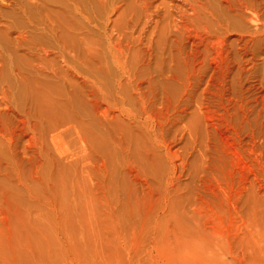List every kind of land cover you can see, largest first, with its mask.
Listing matches in <instances>:
<instances>
[{
  "label": "rangeland",
  "instance_id": "rangeland-1",
  "mask_svg": "<svg viewBox=\"0 0 264 264\" xmlns=\"http://www.w3.org/2000/svg\"><path fill=\"white\" fill-rule=\"evenodd\" d=\"M24 1L0 0V264H264V35L247 12L114 0L124 12L72 19Z\"/></svg>",
  "mask_w": 264,
  "mask_h": 264
},
{
  "label": "bare ground",
  "instance_id": "bare-ground-1",
  "mask_svg": "<svg viewBox=\"0 0 264 264\" xmlns=\"http://www.w3.org/2000/svg\"><path fill=\"white\" fill-rule=\"evenodd\" d=\"M5 1V0H4ZM7 1V0H6ZM26 1V0H25ZM25 1H24V3L23 4H25ZM29 1V3L31 4V2H30V0H28ZM32 1V4H33V6H35L36 7V9L37 8H40V9H42V8H46V7H48L49 6V4H51V3H55V4H53V5H55L57 8V12H58V14H59V11L60 10H65L66 12H68L70 15H71V18H72V16L73 17H81V18H84V16L87 14V10L84 8V7H86V6H84V4H86L87 5V7H90L93 3V1H95V3H96V1H97V4L96 5H99V4H105V6H107V7H105V8H107L108 9V5H109V10H110V12L112 13V12H114L115 14L117 13V12H120V6H116L114 3H113V1L114 0H31ZM117 1V0H116ZM199 1V0H198ZM217 1V0H216ZM224 1V4H225V7H224V10L225 11H234V12H238L237 14H241V15H244V12L246 13L247 12V16H242V18H244L245 20H248V22L249 23H251V24H253V29L252 30H254L253 32H251L252 33V35H257V34H262V35H264V18H262V17H264V16H259L258 14H256V12L255 11H257V10H254L258 5H257V3H256V5L254 4L255 2H256V0L254 1V0H223ZM254 1V2H253ZM259 1V0H258ZM98 2H99V4H98ZM208 2V1H207ZM220 2V1H219ZM28 3V2H27ZM49 3V4H48ZM84 3V4H83ZM92 3V4H91ZM223 3V2H222ZM4 4V3H3ZM7 4V3H6ZM11 4V3H10ZM9 4V5H10ZM19 4V3H18ZM83 4V5H82ZM101 4V5H102ZM114 4V5H113ZM261 4H264V3H261ZM20 5V4H19ZM88 5H90V6H88ZM93 5H95V4H93ZM92 5V6H93ZM95 5V6H96ZM208 5H209V3H208ZM222 5V4H221ZM21 6V5H20ZM23 6V5H22ZM27 6V5H26ZM52 6V5H51ZM94 6V8H96ZM199 6V5H198ZM212 6V5H211ZM254 6H255V8H254ZM10 7V6H9ZM18 7V6H17ZM24 7V6H23ZM32 7V6H31ZM42 7V8H41ZM203 7V6H202ZM222 7H223V5H222ZM49 8H51V7H49ZM91 8V7H90ZM89 8V9H90ZM22 9V8H21ZM26 9V8H25ZM56 9L54 10L55 11V13H56ZM91 9H93V8H91ZM103 9V8H102ZM213 9V8H212ZM19 10V9H18ZM39 10V9H38ZM45 10V9H44ZM44 10H42V11H44ZM51 10V9H50ZM53 10V9H52ZM94 10V9H93ZM147 10V9H146ZM195 10V9H194ZM26 11H27V9H26ZM29 11H30V9H29ZM49 11V10H48ZM47 11V12H48ZM90 11H92V10H90ZM96 11V10H95ZM106 11V10H105ZM108 11V10H107ZM125 11V9L123 10H121V12H124ZM127 11V10H126ZM129 11V10H128ZM197 11V10H196ZM228 11H227V13H228ZM259 11V10H258ZM25 12V11H24ZM38 12V11H37ZM92 12H94V11H92ZM120 12V13H121ZM143 12V11H142ZM216 12V11H215ZM28 13V12H27ZM61 13V12H60ZM89 13V12H88ZM128 13V12H127ZM219 13V12H218ZM39 14H40V12H39ZM48 14V13H47ZM62 14V13H61ZM64 14H65V12H64ZM95 14H97V13H95ZM203 14V13H202ZM207 14H209V13H207ZM229 14V13H228ZM235 14L236 13H234V15L233 16H235ZM236 14V15H237ZM51 15V14H50ZM90 14H87V17L89 16ZM91 15H93V14H91ZM103 15V14H102ZM109 15V14H108ZM107 15V16H108ZM120 15V14H119ZM219 15V14H218ZM225 15V14H224ZM240 15V16H241ZM27 16V15H26ZM41 16V15H40ZM49 16V15H48ZM48 16H47V21H48V23L50 24H48V28H46L45 27V25H44V29H48L47 30V32L49 31V32H51V33H53V34H55V33H57V30L61 27V24L59 23V19L57 20H53V21H50V20H52L53 18H55V17H53L52 19H50L51 17H49L48 18ZM55 16H57L58 17V15H56L55 14ZM67 16V15H66ZM238 16V18H239V15H237ZM28 17V16H27ZM61 17H63V16H61ZM69 17V16H68ZM95 17H96V15H95ZM210 17V16H209ZM236 17V16H235ZM17 18V17H16ZM29 18V17H28ZM65 18H67V17H65ZM241 18V19H242ZM32 19V18H31ZM43 19V18H42ZM46 19V18H45ZM48 19H50V20H48ZM73 19V18H72ZM89 18H87V20H88ZM207 19V18H206ZM212 19V18H211ZM228 20H229V18H227ZM240 19V18H239ZM244 19H242V20H244ZM221 20V19H220ZM233 20V19H232ZM13 21V20H12ZM37 21H39V20H37ZM36 21V22H37ZM70 21H72V20H70ZM91 19H90V23H91ZM102 21V20H101ZM217 21V20H216ZM219 21V20H218ZM217 21V22H218ZM35 21H33V23H34ZM39 22H41V21H39ZM51 22V23H50ZM61 22V21H60ZM44 23H46V22H44ZM96 23V22H95ZM108 23V22H107ZM211 23V22H210ZM8 24V23H7ZM47 24V23H46ZM63 24V23H62ZM66 24V23H65ZM71 24V23H70ZM85 23H83V25H84ZM100 24V23H99ZM102 24V23H101ZM10 25V24H9ZM43 25V24H42ZM64 25V24H63ZM90 25V24H89ZM93 25V24H92ZM96 24H94L93 26H95ZM27 26V25H26ZM37 26V25H36ZM47 26V25H46ZM225 26V25H224ZM66 27V26H65ZM73 27H75L74 25H73ZM79 27V26H78ZM250 27V26H249ZM63 28V27H62ZM68 28H70V26L68 27ZM72 28V27H71ZM89 28V27H88ZM241 28V27H240ZM77 29V28H76ZM75 29V30H76ZM231 29V28H230ZM245 29V28H244ZM248 29V28H247ZM62 30H65V29H62ZM67 30V29H66ZM72 32H73V30L72 29H70ZM74 30V31H75ZM78 30V29H77ZM241 30V29H240ZM252 30H250V31H252ZM100 31V30H99ZM102 31V30H101ZM242 31V30H241ZM40 32V31H39ZM67 32H68V30H67ZM38 33V32H37ZM51 33H49V34H51ZM60 33V32H59ZM62 34H63V31L61 32ZM65 33V32H64ZM71 32H69V34H70ZM74 33V32H73ZM76 33V32H75ZM80 33H82V32H80ZM241 33V32H240ZM72 34V33H71ZM24 35V34H23ZM56 35V34H55ZM102 35V34H101ZM250 35V34H249ZM35 36V35H34ZM38 36H40V35H38ZM57 36V35H56ZM56 36H54V37H56ZM61 36V35H60ZM59 36V37H60ZM66 36V35H65ZM72 36H74V35H72ZM31 37V36H30ZM37 37V36H36ZM53 37V36H52ZM58 37V36H57ZM69 37V36H68ZM76 37V36H75ZM84 37V36H83ZM243 37V36H242ZM28 38V37H27ZM38 38V37H37ZM47 38V37H46ZM217 38V37H216ZM261 38V37H260ZM35 39V38H34ZM45 39V38H44ZM52 39V38H51ZM56 39V38H55ZM242 39V38H241ZM28 40V39H27ZM39 40H41V39H39ZM48 40V39H47ZM69 40V39H68ZM71 40H73V39H71ZM80 40V39H79ZM109 40V39H108ZM60 41V40H59ZM66 41V40H65ZM255 41V40H254ZM260 41V40H259ZM33 42V41H32ZM45 42H47V41H45ZM61 42H63V41H61ZM68 42V41H67ZM73 42H77V41H73ZM79 42H81V41H79ZM249 42H251V41H249ZM256 42V41H255ZM37 43V42H36ZM51 43V42H50ZM72 43V42H71ZM262 43V42H261ZM54 44V43H53ZM74 44V43H73ZM96 44V43H95ZM257 44V43H256ZM50 45V44H49ZM60 46L62 45L63 46V43L61 44H59ZM53 46V45H52ZM56 46V45H55ZM69 47V46H68ZM56 48V47H55ZM58 48V47H57ZM96 48V47H95ZM65 49H66V47H65ZM64 49V50H65ZM94 49V48H93ZM44 52V51H43ZM122 52V51H121ZM59 53H61V55H60V57H62L63 55H62V53H63V51L62 50H59ZM97 53V52H96ZM126 53V52H125ZM64 54V53H63ZM121 54V53H120ZM124 54V53H123ZM111 55V54H110ZM116 55V54H115ZM68 56V55H67ZM105 57V56H104ZM73 58V57H72ZM77 57H75V59H76ZM96 58V57H95ZM15 59V58H14ZM65 59V58H64ZM66 59H67V57H66ZM10 60H12V59H10ZM74 60V59H73ZM17 61V60H16ZM69 61V60H68ZM70 63V62H69ZM18 64V63H17ZM119 64V63H118ZM125 65V64H124ZM111 67V66H110ZM109 67V68H110ZM88 68V67H87ZM108 68V67H107ZM50 69V68H49ZM86 69V68H85ZM93 69V68H92ZM112 69V68H111ZM126 69H127V67H126ZM121 70H123V69H121ZM53 71V70H52ZM87 71H89L88 69H87ZM91 71V70H90ZM57 72V71H56ZM127 73H128V71H127ZM30 74V73H29ZM57 74V73H56ZM105 74V73H104ZM17 75V74H16ZM15 75V76H16ZM55 75V74H54ZM53 75V76H54ZM58 75V74H57ZM70 75V74H69ZM72 75V74H71ZM67 76V75H66ZM97 76V75H96ZM20 77V76H19ZM70 77V76H69ZM69 77H68V80H69ZM101 77V76H100ZM23 78V77H22ZM31 77H29V79H30ZM17 79V78H16ZM18 80V79H17ZM16 80V81H17ZM26 80V79H25ZM37 80V79H36ZM39 80V79H38ZM33 81H34V78H33ZM41 81H43V80H41ZM50 81H51V79H50ZM102 81H104V80H102ZM101 81V82H102ZM38 82V81H37ZM36 82V83H37ZM40 82V81H39ZM44 82H45V80H44ZM83 82V81H82ZM86 82V81H85ZM100 82V83H101ZM35 83V84H36ZM56 83V82H55ZM21 84V83H20ZM27 84V83H26ZM43 84V83H42ZM52 85V84H51ZM59 85V84H58ZM57 85V86H58ZM71 85V84H70ZM103 85V84H102ZM1 86H2V83H1ZM25 86V85H24ZM27 86H28V84H27ZM34 86V85H33ZM104 86V85H103ZM43 87V86H42ZM42 87H41V89H42ZM49 87V86H48ZM54 87V86H53ZM50 88V87H49ZM109 88V87H108ZM25 89V88H24ZM27 89V88H26ZM46 89V88H45ZM50 89H52V88H50ZM78 89V88H77ZM96 89H97V87H96ZM104 89V88H103ZM23 90V89H22ZM44 90V89H43ZM95 90V89H94ZM99 90V89H98ZM25 91V90H24ZM23 91V92H24ZM52 91V90H51ZM54 91V90H53ZM91 91V90H90ZM95 91H97V90H95ZM44 92V91H43ZM47 92V91H46ZM56 92V91H55ZM54 92V93H55ZM60 92V91H59ZM76 92V91H75ZM93 92V91H92ZM103 92V91H102ZM35 93V92H34ZM73 93H74V91H73ZM107 93V92H106ZM25 94V93H24ZM63 94V93H62ZM99 94V93H98ZM109 94V93H108ZM21 95V94H20ZM76 95V94H75ZM101 95V94H100ZM103 95V94H102ZM43 96V95H42ZM46 96V95H45ZM61 96V95H60ZM70 96V95H69ZM104 96V95H103ZM31 97V96H30ZM44 97V96H43ZM42 97V98H43ZM58 97V96H57ZM106 97H107V95H106ZM119 97V96H118ZM28 98H29V96H28ZM49 98V97H48ZM47 98V99H48ZM54 98V97H53ZM64 98V97H63ZM68 98V97H67ZM72 98V97H71ZM76 98V97H75ZM99 98V97H98ZM109 98V97H108ZM111 98V97H110ZM23 99V98H22ZM55 99H57V98H55ZM65 99V98H64ZM19 100V99H18ZM34 100V99H33ZM36 100V99H35ZM46 100V99H45ZM64 101V100H63ZM98 101V100H97ZM42 102V101H41ZM47 102H49V101H47ZM72 102V101H71ZM99 102V101H98ZM65 103V102H64ZM53 104V103H52ZM59 104V103H58ZM53 106V105H52ZM72 106V105H71ZM79 106V105H78ZM47 107V106H46ZM51 107V106H50ZM66 107V106H65ZM77 107V106H76ZM81 107V106H80ZM62 108V107H61ZM44 110V109H43ZM51 110V109H50ZM61 110V109H60ZM59 110V111H60ZM39 111V110H38ZM57 111V110H56ZM55 111V112H56ZM105 111V110H104ZM41 112V111H40ZM76 112V111H75ZM74 112V113H75ZM81 112V111H80ZM58 113V112H57ZM56 113V114H57ZM62 113V112H61ZM68 113V112H67ZM83 114V113H82ZM63 116V115H62ZM109 116V115H108ZM84 117V116H83ZM110 117V116H109ZM67 118V117H66ZM82 118V117H81ZM48 119V118H47ZM52 119V118H51ZM58 120V119H57ZM105 120V119H104ZM107 120V119H106ZM109 120H110V118H109ZM54 121V120H53ZM62 121V120H61ZM112 121V120H111ZM47 122H49V120L47 121ZM51 122V121H50ZM55 122V121H54ZM71 122V121H70ZM107 122V121H106ZM109 122V121H108ZM85 123V122H84ZM54 124V123H53ZM57 124V123H56ZM66 124V123H65ZM81 124V123H80ZM61 126H63L62 124H60ZM59 124H58V127L60 126ZM73 125H74V123H73ZM81 126V125H80ZM102 126V125H101ZM57 127V128H58ZM67 127V126H66ZM69 127H71V126H69ZM109 127V126H108ZM60 128V127H59ZM68 128V127H67ZM78 128V127H77ZM105 128V127H104ZM65 129V128H64ZM75 129H76V127H75ZM79 129V128H78ZM68 130V129H67ZM74 130V129H73ZM63 131V130H62ZM76 131H79V133H80V135H81V132H80V130H76ZM87 131V130H86ZM107 131V130H106ZM73 132H75V131H73ZM94 132V131H93ZM100 132V131H99ZM57 133V132H56ZM64 133H66V132H64ZM63 133V134H64ZM70 133V132H69ZM78 133V132H77ZM59 134H60V132H59ZM90 134V133H89ZM62 135V134H61ZM76 135H78V134H76ZM92 135V134H91ZM54 137H56V136H54ZM61 137V136H60ZM88 138V137H87ZM62 139H63V137H62ZM64 140V139H63ZM105 140V139H104ZM99 141V140H98ZM72 142V141H71ZM70 143V142H69ZM105 143V142H104ZM63 144V143H62ZM72 144V143H71ZM86 144V143H85ZM100 144V143H99ZM97 145V144H96ZM68 148V147H67ZM83 149V148H82ZM86 150V149H85ZM72 151V150H71ZM83 151V150H82ZM101 152V151H100ZM73 153V152H72ZM70 156V155H69ZM105 166V165H104ZM102 168V167H101ZM100 170H102V169H100ZM100 182V181H99ZM101 186V185H100Z\"/></svg>",
  "mask_w": 264,
  "mask_h": 264
}]
</instances>
